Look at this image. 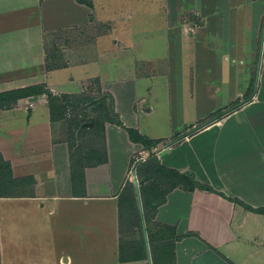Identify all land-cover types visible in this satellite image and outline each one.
Returning a JSON list of instances; mask_svg holds the SVG:
<instances>
[{
  "label": "crops",
  "instance_id": "crops-1",
  "mask_svg": "<svg viewBox=\"0 0 264 264\" xmlns=\"http://www.w3.org/2000/svg\"><path fill=\"white\" fill-rule=\"evenodd\" d=\"M146 12L156 16L143 19ZM90 80L113 96L125 126L159 143L149 150L105 122L94 147H105L107 161L85 167V195L74 196L70 112L52 119L46 93L19 98L0 109V157L35 184L0 203L63 199L83 211L110 203L116 264H150L145 225L122 233L118 202L155 156L197 182L171 189L151 215L153 232L170 226L179 236L170 264H264V214L233 200L264 207V0H0V94L33 88L72 98ZM139 243L141 257L121 262L120 248Z\"/></svg>",
  "mask_w": 264,
  "mask_h": 264
},
{
  "label": "rangeland",
  "instance_id": "rangeland-1",
  "mask_svg": "<svg viewBox=\"0 0 264 264\" xmlns=\"http://www.w3.org/2000/svg\"><path fill=\"white\" fill-rule=\"evenodd\" d=\"M150 13L146 12V17L143 19L149 20L156 16L155 13ZM124 26L129 29L128 25ZM129 27L131 28L130 25ZM164 40L157 41L162 43ZM90 41L92 39L88 37L82 43ZM152 41L153 38H147L146 44L148 42L151 47ZM80 56L82 60L84 57L85 60L89 59L82 53ZM103 97L104 93L100 92L98 83L88 81L84 90L69 101L76 106L75 108L69 106L68 112L77 116L76 119L75 115L68 118L69 121L71 122L72 119L73 121H89L96 117L105 120L107 114L113 117L112 110H104L93 103L103 100ZM105 104L110 107L109 98L105 99ZM148 105L149 103L146 107ZM70 133L74 149H79L83 145L90 149L102 144V134L95 129L82 132L79 128L73 127ZM131 180H134L132 176ZM53 202L56 203L52 204L48 200L37 202L14 199L0 203L2 264H61V257L65 262V258L69 256L72 259L70 264H116L118 262L119 257L114 258L116 250L110 245L111 235L114 233L112 211H109L108 215L104 211L105 207L111 208L108 206L110 203L103 202L106 205H101V203L92 202L83 211L82 208L85 205L80 204L81 201L61 199ZM42 203L45 206H42ZM84 220L88 223L86 229L80 226ZM137 232L136 229V232L127 233L124 236L126 238L124 244L128 245L137 238ZM113 244L117 249L116 242Z\"/></svg>",
  "mask_w": 264,
  "mask_h": 264
},
{
  "label": "trees",
  "instance_id": "trees-1",
  "mask_svg": "<svg viewBox=\"0 0 264 264\" xmlns=\"http://www.w3.org/2000/svg\"><path fill=\"white\" fill-rule=\"evenodd\" d=\"M83 2V0H78ZM46 93L49 97L50 111L52 114V119L65 118L68 115L69 106L75 108L76 105L70 104V97L65 96L64 99L56 97L52 94L50 90L45 89H20L11 92H5L0 94V109H5L10 107V105L18 100L19 98L28 97L33 94ZM69 97L70 99H67ZM74 97V96H73ZM72 97V98H73ZM109 98L108 107L105 104V99ZM103 100L94 101L93 103L104 110H112V116L109 114L105 116V120H100L99 117L93 118L89 121H77L71 120V129L73 127L79 128L80 131L86 132L92 129L100 131L102 134V139H104V129L105 122H112L121 127H123L129 134L130 139L134 142L141 143L147 149H152L156 147L159 140H151L148 137L139 133L137 129L127 127L120 120L119 116L114 111V99L113 96L104 95ZM240 103H236L230 108L224 111H218L213 116H211L207 122L214 121L221 118L224 114L231 112L236 109ZM75 114L70 113V118ZM80 115V114H79ZM78 115V116H79ZM76 119L77 116L75 115ZM93 123L91 127H88L86 123ZM203 122V123H207ZM78 131V130H77ZM72 148L71 153V170H72V183L74 189V196H84L85 195V173L84 169L87 165L92 164L96 159V163H104L106 159L105 147L103 150L95 149V147L87 149L86 146H81V148H73V142L70 144ZM146 172L143 178L138 176L139 181V192L141 196V201L143 204V212L138 208V198H137V188L132 181L127 180L119 194V213H120V229L122 233L126 232L127 229L131 227L138 226L142 231L143 225H145L146 235L148 237L149 248L151 252V259L153 264H168L172 261L174 252L173 245L174 241L179 238L176 234L174 227L166 226L164 228H158L157 231L153 232L156 228L152 225L151 215L157 211L158 205L166 201V194L178 185L183 184L190 190H193L197 182L194 179V175L190 173H181L178 170L171 169L161 164L157 157L151 156L150 160L146 163ZM161 178L166 179L167 183ZM146 180V183H145ZM35 184V179L32 176H24L16 178L13 175L10 164L4 161L0 157V197H20L25 196L28 193L30 186ZM205 187V186H204ZM212 189V188H210ZM236 202L242 204L258 213L264 214V207L253 208L249 204L240 200L239 198L233 199ZM152 231V233H151ZM145 239V238H144ZM142 240V239H141ZM120 248V261L126 262L129 260L138 259L141 253L144 251V246L134 245L128 250H123ZM147 250V244H146ZM148 255V254H147ZM170 264V263H169Z\"/></svg>",
  "mask_w": 264,
  "mask_h": 264
},
{
  "label": "water",
  "instance_id": "water-1",
  "mask_svg": "<svg viewBox=\"0 0 264 264\" xmlns=\"http://www.w3.org/2000/svg\"><path fill=\"white\" fill-rule=\"evenodd\" d=\"M86 125L87 126H92L93 123L90 122V123H87ZM134 176L136 177V174ZM134 183H135V186L137 188L138 196L140 198V194H139V191H138L139 184H138V180L136 178L134 180ZM139 208H140V210H142V204H141V202H139ZM146 240H147V236H146ZM147 244H148V241H147ZM148 254H149V249H148ZM65 262H68V259L67 258H65ZM149 263L152 264V260H151L150 254H149Z\"/></svg>",
  "mask_w": 264,
  "mask_h": 264
}]
</instances>
